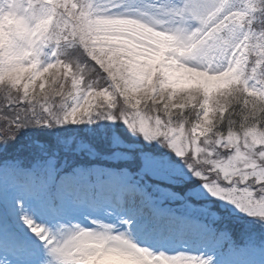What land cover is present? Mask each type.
<instances>
[{
	"label": "snow or ice",
	"instance_id": "1",
	"mask_svg": "<svg viewBox=\"0 0 264 264\" xmlns=\"http://www.w3.org/2000/svg\"><path fill=\"white\" fill-rule=\"evenodd\" d=\"M0 97V264H217L167 254L239 247L214 201L264 233V0H0ZM97 120L127 136L4 157Z\"/></svg>",
	"mask_w": 264,
	"mask_h": 264
},
{
	"label": "rangeland",
	"instance_id": "2",
	"mask_svg": "<svg viewBox=\"0 0 264 264\" xmlns=\"http://www.w3.org/2000/svg\"><path fill=\"white\" fill-rule=\"evenodd\" d=\"M0 102H2V97H0ZM101 127L106 130L109 136L113 128H116L117 134L122 137L127 136V130L122 125L117 128V126L110 125L107 121L97 120L94 124L65 125L63 128H26L22 130L23 133H20L21 136L18 135L17 140L23 143L21 148L24 152L26 150L29 151V145L35 147L36 144H45L50 148H55L58 139L63 138L65 142L71 141L70 149L72 152L75 153L79 149L80 158H83L88 150L87 148H83L82 145H88L100 151L107 148V141L101 138ZM89 129L92 131H88ZM28 140H31V142L27 143ZM14 146H12L14 149L11 147V152H15L16 154L18 148ZM21 153L19 152L15 156L21 155ZM71 157L70 155L69 158ZM212 207L223 217V224H226L229 230L239 234L243 241L251 233L258 241L256 247L246 248L243 245L241 251L238 252L231 246H228L231 251H227L224 258L218 259L215 255L218 246L208 249L205 253L207 247L199 237L182 233L177 236V233H179L177 232L175 237L172 235L170 238L167 254L175 255L184 253L186 255L202 256L204 258L211 256L217 264H264V243L259 242L264 233L260 232L259 228L254 225V222L239 212L233 205L227 204L226 202L214 201ZM88 219H77L75 222L81 223V226L91 227L92 225L88 223ZM149 250L153 249L150 248ZM45 260L47 264H51L50 258L45 257Z\"/></svg>",
	"mask_w": 264,
	"mask_h": 264
},
{
	"label": "trees",
	"instance_id": "3",
	"mask_svg": "<svg viewBox=\"0 0 264 264\" xmlns=\"http://www.w3.org/2000/svg\"><path fill=\"white\" fill-rule=\"evenodd\" d=\"M20 133H23V131H21ZM19 136H21V134H19ZM31 142V140H28V142L27 143H30ZM23 143L22 142H20V141H18L17 139L14 141V142H12V144H11V146L8 148V150H7V152L4 154V157L5 158H13V157H16L15 155H17L19 152H22L21 154H27L29 151H24L23 152V149L21 148ZM16 146L17 148H18V150H16V154H15V152H11V147L12 146ZM14 146V147H15ZM13 148V147H12ZM14 149V148H13ZM71 159H72V157L71 158H69V160L71 161ZM239 243H241L240 241H239Z\"/></svg>",
	"mask_w": 264,
	"mask_h": 264
}]
</instances>
